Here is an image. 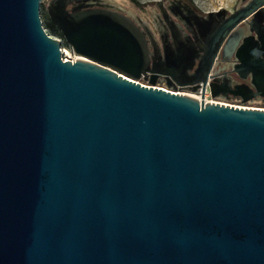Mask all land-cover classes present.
Here are the masks:
<instances>
[{
	"label": "water",
	"instance_id": "water-1",
	"mask_svg": "<svg viewBox=\"0 0 264 264\" xmlns=\"http://www.w3.org/2000/svg\"><path fill=\"white\" fill-rule=\"evenodd\" d=\"M42 1L0 0V264H264V110L171 91L227 100L209 61L264 0L203 30L193 68L148 66L119 19L46 0L79 57L62 61ZM183 36L167 61L192 51ZM244 39L234 70L264 95V36ZM161 75L174 85L154 86Z\"/></svg>",
	"mask_w": 264,
	"mask_h": 264
},
{
	"label": "flooded vegetation",
	"instance_id": "flooded-vegetation-1",
	"mask_svg": "<svg viewBox=\"0 0 264 264\" xmlns=\"http://www.w3.org/2000/svg\"><path fill=\"white\" fill-rule=\"evenodd\" d=\"M254 1L235 0L231 8L219 7L214 10H200L192 0H153L146 6L138 4L136 0H126L124 2L119 0H82L81 4L84 5V9L86 10H98L102 12V15H107L112 19H119L130 33L138 35L143 48V56L146 58V65H153L159 68L171 66L193 68L201 63L202 56L204 55L201 47H205V43L203 45L201 32L209 29L210 26L216 25L220 16L224 17L236 8L247 7ZM74 5V3L68 4L66 6L67 11L71 12ZM263 6L264 3L261 7ZM219 9H224V11L220 12L217 16H213V21L210 18L198 20L195 17V15L205 17L206 13ZM174 13L179 17L174 15ZM117 15L122 18L117 17ZM257 20L261 22L257 23ZM242 26L241 37L234 46V50L230 51V45H220L215 56L209 61L210 69L216 71L220 68L222 70L217 75L213 74L207 78V81L215 85L225 83V88L228 89L224 92L219 91L218 94L226 96L228 99H238L240 101V98L244 97L246 101L257 102L260 100L264 102V95L256 93L255 88L251 84L249 73L243 74L241 72L239 74L234 70V67L240 63L235 56V51L239 47L244 46V38L257 42V45L249 43L247 45L249 48L261 47L258 35L264 36V10L256 19L250 21V29L245 24ZM184 34L189 37L192 51L182 55L185 57L176 61L175 64L167 61L165 56L172 53L173 40L180 39L184 41ZM163 44L167 48L166 51H163ZM206 58L207 56L203 57V59ZM140 79L143 80L142 78ZM179 79H181V75ZM156 81L164 85H174L165 75L157 77ZM234 86H245L248 92L240 95L236 93ZM174 87L177 86L174 85ZM181 88L184 87L181 86Z\"/></svg>",
	"mask_w": 264,
	"mask_h": 264
},
{
	"label": "rangeland",
	"instance_id": "rangeland-1",
	"mask_svg": "<svg viewBox=\"0 0 264 264\" xmlns=\"http://www.w3.org/2000/svg\"><path fill=\"white\" fill-rule=\"evenodd\" d=\"M121 2H124L126 0H119ZM138 2V4L140 5H144L146 6L147 4H149L150 2H152L153 0H136ZM194 2V4L197 6V8H199L200 10H214L217 9L219 7H223V8H231L232 4L234 3L235 0H192ZM45 3L46 0H43L40 4H39V9H38V16H39V20H40V24L41 27L43 28L44 32L51 36L54 37L56 39L59 40V49H60V54L62 59H68L71 60L74 58V55L72 53L69 52L67 45L65 44L62 36L60 35V33L58 32V30L55 28V26L52 24V22L50 21V19L47 16V13L45 11ZM139 9L141 10V8L139 7ZM50 26H53V28L56 31L51 30ZM62 49H65L66 51L63 52ZM138 82H140L141 84L147 85V81L145 80H136ZM159 85L160 87L162 86L161 84L155 83L154 86ZM173 91H179L180 89H172ZM197 98H196V97ZM195 98L197 100L203 101V100H209V101H219L220 103H228V104H243L245 106H253V107H259V106H263L264 102L263 101H255V102H251V101H245L243 103H241L238 99H227V100H222V99H218V98H212L209 94L207 95H203V94H195Z\"/></svg>",
	"mask_w": 264,
	"mask_h": 264
},
{
	"label": "built area",
	"instance_id": "built-area-1",
	"mask_svg": "<svg viewBox=\"0 0 264 264\" xmlns=\"http://www.w3.org/2000/svg\"><path fill=\"white\" fill-rule=\"evenodd\" d=\"M61 59H62V57H61ZM65 60V59H64ZM63 59H62V61H64ZM72 60V59H71ZM139 81L141 80V79H138ZM136 81V80H135ZM136 82H138V81H136ZM139 84H141L140 82H138ZM142 85H144V84H142ZM162 86H161V88H163V89H167L166 88V86L164 85V84H161ZM174 89H180L179 91H174V93H179V94H187V93H190V94H193L194 96H195V94L197 93V94H200V90L198 89L197 91H195V92H192V91H190V90H188V89H186V88H181V86L179 87V86H177V87H175ZM171 91H173V90H171ZM207 94H209V92H208V89H207V87L205 86V88H204V92H203V95L205 96V95H207ZM210 95V94H209ZM196 99V98H195ZM198 101H200V100H198ZM202 102H213V101H209V100H203ZM229 105H232V106H238V107H242V108H248V107H253V106H245V105H243V104H229ZM255 108H259V109H263L264 110V105L263 106H259V107H255Z\"/></svg>",
	"mask_w": 264,
	"mask_h": 264
},
{
	"label": "bare ground",
	"instance_id": "bare-ground-1",
	"mask_svg": "<svg viewBox=\"0 0 264 264\" xmlns=\"http://www.w3.org/2000/svg\"><path fill=\"white\" fill-rule=\"evenodd\" d=\"M62 51L65 52L66 50H65V49H62ZM74 58H79V57H77V56L74 55ZM187 95L194 97V95H193V94H190V93H187ZM195 97H196V96H195ZM195 97H194V98H195ZM196 98H197V97H196Z\"/></svg>",
	"mask_w": 264,
	"mask_h": 264
},
{
	"label": "trees",
	"instance_id": "trees-1",
	"mask_svg": "<svg viewBox=\"0 0 264 264\" xmlns=\"http://www.w3.org/2000/svg\"><path fill=\"white\" fill-rule=\"evenodd\" d=\"M50 28H51V30L56 31V30L53 28V26H50Z\"/></svg>",
	"mask_w": 264,
	"mask_h": 264
},
{
	"label": "clouds",
	"instance_id": "clouds-1",
	"mask_svg": "<svg viewBox=\"0 0 264 264\" xmlns=\"http://www.w3.org/2000/svg\"><path fill=\"white\" fill-rule=\"evenodd\" d=\"M65 61V60H64Z\"/></svg>",
	"mask_w": 264,
	"mask_h": 264
}]
</instances>
